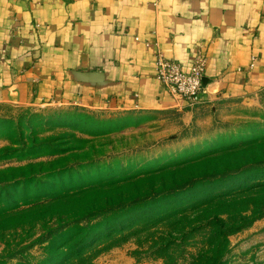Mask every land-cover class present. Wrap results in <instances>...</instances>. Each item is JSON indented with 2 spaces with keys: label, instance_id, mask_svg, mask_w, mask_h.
I'll use <instances>...</instances> for the list:
<instances>
[{
  "label": "rangeland",
  "instance_id": "374dc122",
  "mask_svg": "<svg viewBox=\"0 0 264 264\" xmlns=\"http://www.w3.org/2000/svg\"><path fill=\"white\" fill-rule=\"evenodd\" d=\"M263 192L264 87L160 110L0 107V264H196L215 243L200 225L241 212L254 220L218 264H264Z\"/></svg>",
  "mask_w": 264,
  "mask_h": 264
},
{
  "label": "crops",
  "instance_id": "0c3cea01",
  "mask_svg": "<svg viewBox=\"0 0 264 264\" xmlns=\"http://www.w3.org/2000/svg\"><path fill=\"white\" fill-rule=\"evenodd\" d=\"M157 51L184 69L205 54L199 105L256 94L264 87V0H0V107L183 104L156 77Z\"/></svg>",
  "mask_w": 264,
  "mask_h": 264
},
{
  "label": "built area",
  "instance_id": "2783aa9c",
  "mask_svg": "<svg viewBox=\"0 0 264 264\" xmlns=\"http://www.w3.org/2000/svg\"><path fill=\"white\" fill-rule=\"evenodd\" d=\"M205 63L206 57L201 51L196 53L186 69L177 60L166 57L158 51L154 54L153 60L156 77L163 84L164 89L181 99L188 107L197 106L204 100Z\"/></svg>",
  "mask_w": 264,
  "mask_h": 264
},
{
  "label": "trees",
  "instance_id": "16d2710c",
  "mask_svg": "<svg viewBox=\"0 0 264 264\" xmlns=\"http://www.w3.org/2000/svg\"><path fill=\"white\" fill-rule=\"evenodd\" d=\"M264 193V192H263ZM155 193H151L149 195H146L144 198L141 199H148L149 197H153ZM234 197L233 195L228 194H221L214 199H220V203L222 204H229L233 203V199H229ZM264 209V206H263ZM239 218L235 220H231V215H227L226 217H221L219 214V217L214 220H209L206 223H203V225H200L199 227L206 230L207 233L213 238L215 243L212 246H209V253L206 252V254H202L196 257L195 261L196 264H218L223 252L226 249V246L228 244V237L229 235L236 233L240 231L241 229L248 226L254 218L244 213H238ZM264 213H260L259 216H262ZM197 225L191 224L190 229H195ZM198 228V227H197ZM214 250V253L211 254V252Z\"/></svg>",
  "mask_w": 264,
  "mask_h": 264
}]
</instances>
